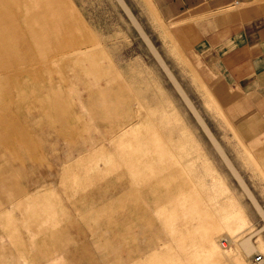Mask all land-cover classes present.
Returning <instances> with one entry per match:
<instances>
[{
  "label": "rangeland",
  "instance_id": "1",
  "mask_svg": "<svg viewBox=\"0 0 264 264\" xmlns=\"http://www.w3.org/2000/svg\"><path fill=\"white\" fill-rule=\"evenodd\" d=\"M68 1L78 20L64 24L65 36L31 35L30 25L45 23L25 21V5L15 7L21 9L17 23L0 22V124L11 119L26 135L0 130V169L12 167L21 188L29 189L25 193L50 191L57 204L56 218L46 222V204L19 207L26 195L15 203L0 197V206L11 211L0 221V264H135L136 252L155 249L181 258L166 264H253L256 255H264V133H243L238 110L232 112L231 103L207 85L179 32L189 27V12L175 22L163 19L153 0ZM240 7H254L264 20V0H245ZM13 8L5 6L6 13ZM52 24L55 32L60 29V23ZM30 44L44 52L30 53ZM29 63L37 68L35 78L24 76L21 84L11 79ZM112 83L117 86L107 90ZM101 89L140 95L136 102L118 104L146 112L143 122L130 120L144 131L136 132L125 151L139 150L135 159L150 179L121 176L127 172L121 166L93 178L81 172L78 185L72 176L63 182L66 157L95 140L108 146V132L118 123L99 119L91 108L89 95ZM142 95L149 100L141 101ZM52 105L54 113L67 107L64 126L53 128ZM241 120L246 129L261 128L252 118ZM157 157L159 163L152 161ZM156 164L166 173L176 171L185 191L169 224L160 213L168 199L162 176H156L163 168ZM33 211L37 215L31 217ZM170 226L181 227L182 235L173 240L177 231ZM224 238L231 241L227 248L221 246ZM168 239L174 244L165 248ZM247 239L255 248L251 254L241 246Z\"/></svg>",
  "mask_w": 264,
  "mask_h": 264
},
{
  "label": "crops",
  "instance_id": "2",
  "mask_svg": "<svg viewBox=\"0 0 264 264\" xmlns=\"http://www.w3.org/2000/svg\"><path fill=\"white\" fill-rule=\"evenodd\" d=\"M156 8L163 19L167 21H181L183 17L189 12L188 19L191 20L189 27H180L179 32L183 33L187 38V47H189V54L195 59L201 74L207 85L211 86L218 93L222 94L225 101H229L231 111L237 112L238 125L243 129V133H264V20L254 7H240V4L245 3V0H198L192 2L191 0H153ZM22 5L27 6L28 13H24L25 21L30 23H45L40 27L30 25L31 35L34 37L55 38L65 36L62 28L64 24L78 20L75 15L74 19L70 14V4L68 0H0V6H3V12L0 9V22L12 21L17 23L16 16H21L20 8ZM5 6L14 7L13 11L6 13ZM233 8L229 10V8ZM8 16V17H7ZM201 18L198 21H192L193 18ZM186 19V20H188ZM61 25L55 32L54 24ZM34 27V29H33ZM65 29V28H64ZM82 34H79V37ZM15 36V34H14ZM36 45V44H35ZM34 44L31 45L30 53H43V50H34ZM48 52V50L46 51ZM53 52V51H51ZM50 52V53H51ZM17 68L16 71L9 76L11 79H16L18 83H22L24 76L28 78H35L33 70L37 69L30 66ZM120 79H124L122 74H118ZM40 76V74L38 75ZM39 78V77H37ZM25 81V80H24ZM111 83V80H108ZM6 86V83H4ZM117 85L107 86V90L111 91ZM0 91L2 89L0 88ZM22 92H19V95ZM56 99L62 100V94L59 91L55 93ZM140 95L133 94H118L113 92H103L101 89L96 95L90 94L88 99L91 100V108L96 116L101 120L117 121L114 130L108 133L107 141L109 145H105V140L99 142L95 140L94 143L83 147H78L75 152H72L69 157H66L65 165L63 166V182L72 176L73 183L77 184L80 180V174H85L88 178H93L95 174L102 175L103 173H111L116 171L121 166H125L127 172H122L121 176L129 174L135 182L150 179L149 171L143 168V164L137 160L141 153L136 149V152L127 153L125 149L132 146L134 135L136 132L144 131L141 128L135 129V122L132 119L137 118L143 120L147 115L143 110V106L139 107L137 111L133 109V105L118 104V103H133L139 99ZM141 101H147L148 96L142 95ZM144 97V98H143ZM58 104L57 107H60ZM63 107V105H62ZM60 109V110H59ZM54 113V107L51 106V124L54 126H64L69 122V113L67 107L59 108ZM252 118L260 125V130H252L244 128L241 118ZM128 119V120H127ZM136 121V125H141L143 122ZM145 121V120H144ZM11 119L7 122H1L0 130L9 131L15 129L24 134L23 128L19 124H13ZM134 122V123H133ZM128 124H130L128 126ZM132 124V125H131ZM14 126V128L12 127ZM254 125V124H253ZM256 126V125H255ZM133 134V135H132ZM99 140V139H98ZM135 147H131V150ZM73 154V155H72ZM127 154V155H126ZM78 155V159L71 163L69 162L71 156ZM135 156L137 159H135ZM158 163L161 161L157 158H152V161ZM164 160V159H162ZM100 161H104L106 165L101 167ZM148 165V164H147ZM163 170L158 171L156 176L161 177L162 184L166 186L164 199H168L160 209L161 215L165 221L171 220L173 213L176 215V208H180V198L183 196V183L176 177V171L173 173H166L164 165L156 164ZM145 166V165H144ZM163 166V167H162ZM52 167V165L50 166ZM13 168L0 169V197L6 203H15L19 197L26 195L24 200H18V206L30 207L38 203H44L47 206L45 213L47 218L45 221L53 220L57 216V211L54 202L51 201L53 197L52 192L38 189L31 194L29 189L21 188L19 182L13 177ZM159 170V169H158ZM118 176V175H117ZM122 178V177H121ZM179 202V203H178ZM134 206H138L137 202ZM173 209V210H172ZM11 211L3 209L0 206V221L10 216ZM180 213V211H179ZM30 215V214H29ZM33 215H37L33 211ZM174 215V214H173ZM174 217V216H173ZM176 226H170V230H180ZM186 229H191L190 226ZM192 230V229H191ZM182 233L176 232L172 235V239L180 237ZM173 240L168 239L165 242L167 245H172ZM146 246L148 242L143 240ZM179 255L170 254L160 250H154L149 253L148 250L138 251L135 253V264H142L144 260H152V264H166L167 261H178L181 258ZM1 257V256H0ZM191 257V256H190ZM192 258V257H191ZM208 260L207 258H203ZM190 260V259H189ZM191 260H197L191 259Z\"/></svg>",
  "mask_w": 264,
  "mask_h": 264
},
{
  "label": "bare ground",
  "instance_id": "3",
  "mask_svg": "<svg viewBox=\"0 0 264 264\" xmlns=\"http://www.w3.org/2000/svg\"><path fill=\"white\" fill-rule=\"evenodd\" d=\"M163 65H165V64H163ZM178 88H179V87H178ZM184 97H185V99L189 102L187 96L184 95ZM191 108L194 110V112H195L196 115L198 116L199 120H200L201 123L204 125V127H206L205 124H204V122H203V120L199 117L198 112L193 108V106H191ZM206 130L208 131V133L210 134V136L213 138V135L210 133V131L207 129V127H206ZM258 207H259V206H258ZM230 243H231V241H230L229 238H226V239L224 238V239L221 241V246H222V248H227L228 245H229ZM240 243H241V242H240ZM241 246L243 247L244 251H245L247 254H251L252 252L255 251V248H254V245H253L251 239H247V240L243 241V242L241 243ZM255 257H256V256H255ZM253 264H254V260H253Z\"/></svg>",
  "mask_w": 264,
  "mask_h": 264
},
{
  "label": "built area",
  "instance_id": "4",
  "mask_svg": "<svg viewBox=\"0 0 264 264\" xmlns=\"http://www.w3.org/2000/svg\"><path fill=\"white\" fill-rule=\"evenodd\" d=\"M254 264H264V255L263 254H258L254 258Z\"/></svg>",
  "mask_w": 264,
  "mask_h": 264
}]
</instances>
